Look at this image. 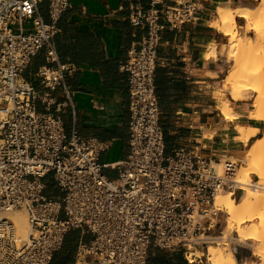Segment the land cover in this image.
Instances as JSON below:
<instances>
[{
	"label": "built area",
	"instance_id": "built-area-1",
	"mask_svg": "<svg viewBox=\"0 0 264 264\" xmlns=\"http://www.w3.org/2000/svg\"><path fill=\"white\" fill-rule=\"evenodd\" d=\"M39 1L0 0V211L23 209L28 222L21 238L15 222L0 217V264H50L73 228L91 233L77 245L74 264H146L150 247L189 253L217 223L216 194L234 196L243 185L235 179L237 160L214 161L184 147L164 154L154 86L160 19L170 26L192 20L196 3L129 7L130 23L145 32L120 64L128 75L129 152L111 178L98 161L105 143L63 126L62 115L74 114L75 104L65 82L69 67L52 36L69 0H47L49 22L38 13ZM40 49L45 63L35 71V87L20 72ZM49 173L58 196L44 193Z\"/></svg>",
	"mask_w": 264,
	"mask_h": 264
},
{
	"label": "crops",
	"instance_id": "crops-1",
	"mask_svg": "<svg viewBox=\"0 0 264 264\" xmlns=\"http://www.w3.org/2000/svg\"><path fill=\"white\" fill-rule=\"evenodd\" d=\"M150 1L69 0L68 7L55 22L52 42L58 59L69 67L65 82L75 104L74 114L62 115L64 130L69 133L74 127L81 136L95 137L105 143L98 161L102 172L111 178L117 175L116 164L129 152L128 75L120 64L145 32L143 27L130 23L129 7L137 4L147 8ZM155 1L154 5L160 8L179 0ZM193 1L196 10L192 20L170 26L160 19L154 86L164 154L184 147L214 161L239 159L247 145L263 135L264 121L248 115L250 99L234 100L221 91L220 84L224 86V83L220 82L223 80L220 75L228 65L222 47L226 35L212 26L211 21L217 16L218 6L236 8L250 4L251 0ZM38 13L44 21H50L47 0L39 1ZM242 18L235 15L236 27L242 25ZM22 25L28 28L30 22L24 21ZM44 63V49H40L22 69L20 77L38 87L35 71ZM53 94L62 99L60 87ZM223 98L229 100L236 113L231 119L224 118L218 107ZM37 106L42 108L40 102ZM238 124L256 128L255 135L247 141L237 139ZM43 181L46 195H60L51 173ZM90 238L91 233L84 228L68 230L61 247L53 252L50 264H74L77 245ZM146 264H198V259L193 257L189 261L180 246L150 247Z\"/></svg>",
	"mask_w": 264,
	"mask_h": 264
},
{
	"label": "bare ground",
	"instance_id": "bare-ground-1",
	"mask_svg": "<svg viewBox=\"0 0 264 264\" xmlns=\"http://www.w3.org/2000/svg\"><path fill=\"white\" fill-rule=\"evenodd\" d=\"M252 1L253 4L236 8H231L228 5L218 6L216 8L217 16L211 21V25L226 35L224 45L235 60L223 78V89L234 100L252 99V109L248 111L254 118L264 120V76L253 72L248 67V59L255 49V41L260 35L257 20L263 16V9L260 7L262 4H256L260 0ZM236 14L244 17V23L247 18L251 19L249 23H243L241 35H236L238 31L235 22ZM245 31H251L252 34H245ZM218 107L224 118L231 119L236 116L227 98L220 99ZM236 130L238 131L237 139L242 141H247L249 136H254L256 133V128L240 124L236 125ZM262 157H264V131L261 137L247 145L241 158H230L233 161L238 159L240 162L235 175V179L243 184L239 195L234 198L231 191H220L214 197L213 202L216 209H223L226 215L221 232L213 237L218 238L217 240L221 242L227 237L231 238L229 230H233L235 232L233 238L236 241L240 243L251 241V245H255L252 251L256 255L264 254V166L260 161ZM213 165L219 169L217 162H214ZM1 216L12 219L17 227L18 235L21 238L26 237L28 222L23 209L0 211ZM188 252L189 261H192L193 256L199 257V253L195 250L189 249ZM206 260L210 264H246L244 262L237 263L232 251H223L216 244L207 245ZM262 261L260 263H263Z\"/></svg>",
	"mask_w": 264,
	"mask_h": 264
},
{
	"label": "rangeland",
	"instance_id": "rangeland-1",
	"mask_svg": "<svg viewBox=\"0 0 264 264\" xmlns=\"http://www.w3.org/2000/svg\"><path fill=\"white\" fill-rule=\"evenodd\" d=\"M251 3L253 4L254 2L252 1V2H250V4ZM256 4H262V6H260V7H261V9H263V16H261L257 20V22L259 24V28H260V32H259L260 35H259L257 41H255V44H256L255 49L252 51V54H251L250 58L248 59V65H249L248 67L253 72L260 73L261 75L264 76V0L257 1ZM243 18H242V20H244ZM250 21H251V19L247 18L245 20V23H249ZM243 23H244V21L241 22L242 25H243ZM242 25L240 27H237L238 31H237L236 35H241L242 34L241 33V32H243V26ZM245 34H252V32L251 31H245ZM222 47H223V49H225L226 61H228V65L226 67V70L223 73H221V75H220L221 76L220 78L223 79L225 74L228 72L227 70H229L232 67V65H233L235 60L233 59V56L230 55V52L227 51L226 46L224 45ZM221 81L223 83V80H220V82ZM221 86L222 85L220 84L221 91L222 92H226L223 89V86L222 87ZM249 102L251 103L250 107L252 109V99H250ZM248 115L253 116L249 111H248ZM260 120H263V119H260ZM238 161L239 160L237 159V162ZM260 161H261V165L264 166V157H262L260 159ZM239 163L240 162H238V164ZM238 195H239V193L236 192V193H234L233 197L236 198ZM221 211L222 212H220L218 217L216 218L217 223L209 231H207V234L209 236L204 237L206 239V241L203 242V243H196V244L191 245L189 247L190 250H195V251H197L199 253V257L193 256V257H196L198 259V264H210L206 260V247H207L208 244H214V245L216 244V245L220 246L223 251H227V250L232 251L234 256H235V259H236V261L238 263L239 262L240 263L244 262L246 264H257V263H260L263 260L264 254L262 253V254H257L256 255L254 253V251H252V250H254V246L255 245L252 246L251 245L252 244L251 241H245L244 243H240V242L236 241L233 238V236L235 235V232L233 230H229L231 238L227 237L221 242H220V240H217L218 238L213 237L214 235H217V234H219L221 232V230H222V228H223V226L225 224L226 215H225L223 209ZM262 262L263 263H260V264H264V260Z\"/></svg>",
	"mask_w": 264,
	"mask_h": 264
},
{
	"label": "trees",
	"instance_id": "trees-1",
	"mask_svg": "<svg viewBox=\"0 0 264 264\" xmlns=\"http://www.w3.org/2000/svg\"><path fill=\"white\" fill-rule=\"evenodd\" d=\"M233 253V252H232ZM234 255V254H233ZM234 258H235V256H234ZM236 260V259H235ZM147 261V260H146ZM237 262V261H236ZM238 263V262H237Z\"/></svg>",
	"mask_w": 264,
	"mask_h": 264
}]
</instances>
